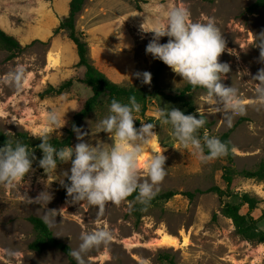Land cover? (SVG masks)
Here are the masks:
<instances>
[{"label":"rangeland","instance_id":"374dc122","mask_svg":"<svg viewBox=\"0 0 264 264\" xmlns=\"http://www.w3.org/2000/svg\"><path fill=\"white\" fill-rule=\"evenodd\" d=\"M255 1L87 0L76 28L85 36L89 62L110 81L126 87H149L151 83L142 82L143 73L149 72L153 78L161 61L146 53L154 33L143 31L142 25L145 30L153 28L161 9L168 6H187L193 21H215L226 41L220 62L230 65L222 83L238 90L245 112L235 115L229 127L219 104L206 89L190 97L196 113L200 115L199 109L210 124V136L219 138L234 129L231 141L237 169L252 170L264 160V99L260 96L264 85L253 79L264 68L260 48L256 47L264 39V12L248 11ZM69 3L70 0H0V30L25 48L17 58L9 59V53L0 47V130L11 136L27 132L32 138H37L33 136L36 134L63 139L74 115L92 95L91 89L80 82L85 69L78 66L77 50L68 32L57 30L68 13ZM168 40L167 36L161 37L160 43ZM17 66L25 67L27 73V84L22 89L3 83V78ZM182 79L164 64L161 85L166 92L176 93L189 85ZM70 80L73 85L59 91ZM163 107L179 108L184 113L186 109L158 98L147 112V116L160 120L154 129L153 141L158 144L155 152L167 157L166 175L157 186V193L175 192L176 196L147 210L140 222L129 214L137 201L109 202L105 214L99 216L97 207L86 200L74 202L61 184V180L67 181L63 172L70 170L71 162L60 164L56 170L58 179L51 176V184L46 187L48 176L39 166L43 153L33 151L36 159L31 171L35 172V182L41 181V190L33 194L20 182L13 186L0 184V264H71L58 249L43 253L29 249L37 235L28 221L31 216L46 221L55 238L72 249L79 247L83 232L110 230L112 241L89 250L84 256L86 264H264V244L242 240L236 235L233 222L220 213L222 204H239L243 194L249 193L260 200L254 214L259 217L264 210V182L240 178L230 197L220 199L207 193L190 201L184 193L212 187L225 189L222 175L227 157L204 161L192 149L185 148L171 125L163 123L159 114ZM53 110L62 117L59 126L47 120ZM107 115L108 109L101 108L85 119L81 126V131L87 133L84 142L112 143L99 126ZM136 119L135 123L139 120L137 115ZM204 132L200 129L198 135ZM79 142L76 135L73 147ZM149 154L150 151L145 152L144 161ZM141 174L142 179H148L143 167ZM41 191L52 195L47 208L60 213L56 218L48 214L46 219L45 209L29 202ZM259 228L264 231V221ZM162 236L174 238L177 246H161Z\"/></svg>","mask_w":264,"mask_h":264},{"label":"clouds","instance_id":"9594fccd","mask_svg":"<svg viewBox=\"0 0 264 264\" xmlns=\"http://www.w3.org/2000/svg\"><path fill=\"white\" fill-rule=\"evenodd\" d=\"M142 30L154 33L153 40L146 46V53L169 66L183 81L193 87L206 89L209 97L219 104L222 117L229 127L232 126L235 115L244 114L245 105L238 90L222 83L224 74L230 71V65L220 62L226 41L215 21H193L187 6H168L161 9L153 28L145 30L142 25ZM164 36L169 37L168 42L160 43ZM256 47L260 48V61L264 62V39ZM229 51L231 52L230 49ZM139 75L137 73L138 77ZM151 79V73H143V83L150 84ZM253 79L264 85V68ZM3 83L17 89L25 87V67L17 66L3 78ZM260 96L264 99V87L260 89ZM141 109L142 105L135 95L130 96L127 103L115 98L111 100L108 115L99 121L101 131L108 133L112 140L110 144L98 141L93 145L84 142L87 133L75 126L73 131L81 142L74 147L65 145L57 148L48 142L47 136L33 134L43 141L39 145L43 152L39 166L48 176V181H42L45 186L51 184V176L58 179L56 170L60 164L71 162L70 170L63 172L70 184H66L64 180L60 182L74 202L86 200L89 205L97 207L99 216L105 214L109 202L120 204L133 193H136L135 199L139 203L147 205L157 194V186L165 178L167 157L163 153L152 151L151 157L144 161V154L151 151L150 146L156 132L153 123H142L139 128L135 126V114ZM198 112L199 118L195 114H185L179 108L163 107L159 114L164 124L171 125L180 143L185 148L192 149L201 160H213L227 155L228 143L210 136L207 131L202 136L198 135L206 124L199 109ZM61 119L60 113L55 110L47 114L49 124L59 126ZM35 159L33 151L27 145L20 142L13 144L8 140L0 147V184L13 186L24 180L32 170ZM142 167L146 170L148 179H142ZM52 198L48 191H41L34 199H29V202L43 207L46 219L48 214L56 218L60 213L47 208ZM112 239L113 233L107 228L83 232L79 247L71 249L69 255L76 264H86L84 256L89 250L108 245Z\"/></svg>","mask_w":264,"mask_h":264},{"label":"trees","instance_id":"16d2710c","mask_svg":"<svg viewBox=\"0 0 264 264\" xmlns=\"http://www.w3.org/2000/svg\"><path fill=\"white\" fill-rule=\"evenodd\" d=\"M205 1L213 2L214 0ZM86 2L87 0H70L68 13L61 19L57 30L68 32V37L73 42L77 50L79 59L78 66L85 69L84 77L80 80V82L87 85L91 89L92 95L85 102L83 107L74 115L71 126L66 131L65 137L63 139H58L46 135L48 142L57 148L65 145L73 146L77 135L76 132L73 131L74 126L81 129L82 123L90 114L101 108L108 109L111 100L114 98L123 103H127L130 96H136L138 102L142 105L141 111L135 114L139 117L138 122L135 123L137 128L140 127L141 121L145 123H153L155 128L159 126L160 120L147 116L149 106H151L152 102L158 98H162L171 103L181 104L186 109L185 114H195L197 118H199L190 95L199 90H203V88L193 87L189 84L176 93L166 92L161 85V75L165 64L162 61L156 68L149 87H126L118 85L110 81L101 70L89 62V49L85 36L76 28L77 17L83 11ZM248 11L251 13H255L257 11L264 12V0H256L249 6ZM0 47L9 53V59L17 58L25 50L17 39L2 30H0ZM71 85H73L72 80L66 82L59 91H62ZM205 120L206 124L203 128H201V130L210 131L211 126L206 118ZM233 132L234 129H231L219 137L221 141L226 142L229 145V152L226 155L228 163L223 167L222 175L225 189L221 187H212L206 191L196 190L194 192L184 193L183 195L190 201H193L198 196L207 193H214L218 195L220 199L230 197L236 190L238 180L240 178L264 182V160L261 161L255 169L241 171L237 169V156L233 150L234 146L231 141ZM8 140L13 144L16 142L23 143L29 147L30 151L43 153L39 148V145L43 142L42 139L32 138L27 132H18L15 136H11L10 134L0 130V147L4 146ZM42 171H44L43 168ZM66 184H70V181H66ZM176 195L177 193L175 192L157 193L147 205H144L135 199L136 193H133L126 199L127 201H137L129 214L136 221L140 222L147 210L159 203L168 202ZM259 205L260 200L258 198L249 193H245L243 194L241 203L239 204H222L220 213L233 222L235 233L242 240L256 244H264V231L259 228V224L264 221V210H261L259 217L254 216L255 212L259 209ZM28 221L32 224L37 234L36 239L29 244V249L31 251L43 253L49 249H58L67 256L71 264H76V261L69 255V251L72 247L69 244L56 239L46 221L36 216L29 217ZM170 263L174 264L173 261Z\"/></svg>","mask_w":264,"mask_h":264},{"label":"crops","instance_id":"0c3cea01","mask_svg":"<svg viewBox=\"0 0 264 264\" xmlns=\"http://www.w3.org/2000/svg\"><path fill=\"white\" fill-rule=\"evenodd\" d=\"M36 177L34 170L24 178V180L19 181L23 184L24 189L30 190L33 194L40 191L41 181L35 182L34 178ZM43 186V185H42Z\"/></svg>","mask_w":264,"mask_h":264},{"label":"bare ground","instance_id":"6f19581e","mask_svg":"<svg viewBox=\"0 0 264 264\" xmlns=\"http://www.w3.org/2000/svg\"><path fill=\"white\" fill-rule=\"evenodd\" d=\"M51 58H52V61L54 60V61L58 62L57 58H54V57H51ZM157 147H158V144L156 142L152 141L151 146H150L151 151H150L148 158L151 157L152 151H156L155 149ZM160 245L161 246H167V247H175V246H177V241L170 236H162V238L160 239Z\"/></svg>","mask_w":264,"mask_h":264}]
</instances>
